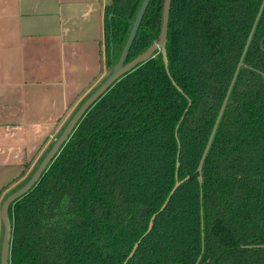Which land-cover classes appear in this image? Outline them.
<instances>
[{
	"label": "trees",
	"instance_id": "trees-1",
	"mask_svg": "<svg viewBox=\"0 0 264 264\" xmlns=\"http://www.w3.org/2000/svg\"><path fill=\"white\" fill-rule=\"evenodd\" d=\"M141 2L104 6V79ZM163 2L149 1L126 62L158 39ZM167 27L168 72L156 51L121 75L11 202L9 264H122L136 242L125 264H194L200 255L197 264H264V2L171 0Z\"/></svg>",
	"mask_w": 264,
	"mask_h": 264
},
{
	"label": "crops",
	"instance_id": "crops-1",
	"mask_svg": "<svg viewBox=\"0 0 264 264\" xmlns=\"http://www.w3.org/2000/svg\"><path fill=\"white\" fill-rule=\"evenodd\" d=\"M109 1L0 0V199L104 71Z\"/></svg>",
	"mask_w": 264,
	"mask_h": 264
},
{
	"label": "water",
	"instance_id": "water-1",
	"mask_svg": "<svg viewBox=\"0 0 264 264\" xmlns=\"http://www.w3.org/2000/svg\"><path fill=\"white\" fill-rule=\"evenodd\" d=\"M150 0H142L138 10H137V14L135 19L132 22L131 25V30L124 42V46L123 49L117 59V62L115 63L112 71L106 76L105 80L102 81L90 94L89 96L75 109L74 114L68 119V121L66 122V124L64 125L63 130L60 132V134L58 135V137L56 139H54L53 141V145L49 148V150L43 155L42 159L40 160L41 162L39 163V165L36 167V169L33 171V173L30 175L29 180L27 181L26 184H24L23 186L13 190L10 195H8L1 203L0 205V219H1V223H2V227H3V232H2V238H1V246H0V264H9V251H10V239H11V234H12V226H11V221L9 218V206L11 204V202L15 201L16 199L22 197L23 195H25L27 193V191L33 186L35 185V183L40 179L41 174L43 173V171L45 170V168L48 166V164L52 161L51 159L58 153L60 147L63 145L64 141L68 138V136L72 133V131L75 128V125L78 123V121L82 118V116L88 111V109L90 108V106L101 96L103 95V93L106 91V89L113 84L116 80H118L121 75L125 74L126 72L132 70L133 68L137 67L138 64L146 61L147 59H149L150 57L153 56V54L156 51H159L162 57V60L164 61V66L166 71L168 72V59L166 56V37H167V31H168V19H169V7H170V2L171 0H164L163 2V7H162V20H161V29H160V33L158 36V39L153 42V44L148 47L147 49H145L143 52H141L140 54H138L135 58L129 60L128 62L125 61V58L127 56V53L131 47V43L136 35V31H137V27L140 24V21L145 13V9L148 5ZM264 2V0H263ZM262 4L259 7L260 10L256 16V19L253 22V26L250 30V33L246 39V44L244 46V49L241 53L239 62L237 64L236 70L234 72V77L228 87V91L220 105V110L216 116V119L214 121V125L213 128L207 138V143L205 145V149L202 153V157L199 161V164L197 166V170L198 172L201 171V166L203 163V160L205 158V153L209 148V145L212 141V137L216 131V128L218 126V121L221 117V114L224 110V105L225 102L228 98L229 92H230V88L231 85L235 79L236 76V72L237 69L240 67V65L242 64L243 61V55L248 47V44L250 43V37L252 35V32L255 28V22L262 10ZM178 165V163H177ZM201 173V172H200ZM182 180H179L178 178H176L174 185L172 187L171 192L169 193V195L167 196V198L165 199V201L163 202V204L161 205V209H163L165 207L166 202L168 201L169 197L173 194L175 188L180 184ZM198 182L201 185L202 183V176L199 175L198 176ZM155 214L152 215L151 219L149 220V226L147 229V232L151 229L152 226V219L154 218ZM203 242L204 239L202 238V248H203ZM138 242H136L133 245L132 250L129 252V254L127 255V259L132 256V253L134 251V249L137 247ZM201 258V255L198 257V259L195 261L194 264H197L199 259ZM127 259L122 263L125 264Z\"/></svg>",
	"mask_w": 264,
	"mask_h": 264
},
{
	"label": "rangeland",
	"instance_id": "rangeland-1",
	"mask_svg": "<svg viewBox=\"0 0 264 264\" xmlns=\"http://www.w3.org/2000/svg\"><path fill=\"white\" fill-rule=\"evenodd\" d=\"M106 75V67L104 69V71L97 77V79L92 82L89 87H87L85 90H83L82 93H80L79 96H77L74 100L73 103L69 106V109L67 110L68 112L66 113V115H64V117L62 119H60V121L58 122L57 125V129L55 131V133L53 134V136L51 137V140L47 143L46 147L42 150L40 156L43 154V152L46 150V148L49 146V143H51L52 141H54V139L57 138L58 135V131L61 129L60 127L67 121V119L71 116V114L74 112L75 107L80 103L81 99H83L84 97H86L87 93L89 92L90 89H92L93 87H95L96 85H98L101 81H104V76ZM106 78V77H105ZM104 79V80H103ZM39 156V157H40ZM37 162V159L35 160V163L27 168L26 174H24L20 179L14 180L13 182H11V184L8 183V185H6V188L3 190V192L1 193V199H0V205L2 203V200L4 199V196L6 195V193L8 191L11 190V188L15 185H17L19 182L23 181L26 176L28 175V173L34 168L35 164ZM2 232V229L0 231V233Z\"/></svg>",
	"mask_w": 264,
	"mask_h": 264
}]
</instances>
